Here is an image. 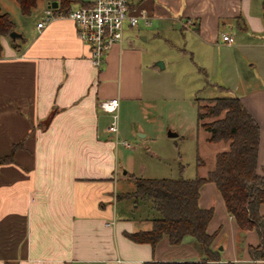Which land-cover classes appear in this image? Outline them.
<instances>
[{
	"label": "crops",
	"instance_id": "1",
	"mask_svg": "<svg viewBox=\"0 0 264 264\" xmlns=\"http://www.w3.org/2000/svg\"><path fill=\"white\" fill-rule=\"evenodd\" d=\"M131 2L149 25L180 32L181 58L200 71L202 87L239 98L259 126L256 172L264 176V0ZM51 4L37 1L32 10L39 6L40 15L23 31L0 8L21 35L1 38L0 158L11 160L0 164V264L199 262L191 239L173 247L163 238L152 248L127 237L149 231L153 216L149 203L143 212L126 196L133 185L120 183L138 177L126 138L142 128L119 123L146 106V79L158 74L157 58L142 44L150 26L126 29L97 69L74 23ZM111 98L118 99L116 133L108 132L111 115L99 106ZM219 143L217 153L227 150V142L212 144ZM198 204L213 209L207 230L216 233L220 263L264 264L248 252L257 233L239 231L212 183L201 187Z\"/></svg>",
	"mask_w": 264,
	"mask_h": 264
},
{
	"label": "trees",
	"instance_id": "2",
	"mask_svg": "<svg viewBox=\"0 0 264 264\" xmlns=\"http://www.w3.org/2000/svg\"><path fill=\"white\" fill-rule=\"evenodd\" d=\"M39 0H16L22 15H30ZM56 2L57 14H67L78 0H47ZM14 25L9 16L0 12L1 38L8 37ZM197 119H212L203 123L209 143L227 142L228 148L215 156L214 168L205 176L192 179H147L132 177L134 191L126 195L136 201H148L151 229L127 234L136 243H146L154 248L163 238L170 246H179L186 238L201 254L199 262H161L153 264H202L220 263L217 249L212 247L216 233L210 234L208 224L213 217L212 208L198 204L200 189L212 183L223 200L227 213L241 232L254 230L259 238L255 247H249L250 258L264 261V176L258 175L257 151L259 126L237 97H212L196 99ZM203 103V104H201ZM11 155L0 158V164L10 162ZM197 167L201 161L197 157ZM228 264V263H227Z\"/></svg>",
	"mask_w": 264,
	"mask_h": 264
},
{
	"label": "rangeland",
	"instance_id": "3",
	"mask_svg": "<svg viewBox=\"0 0 264 264\" xmlns=\"http://www.w3.org/2000/svg\"><path fill=\"white\" fill-rule=\"evenodd\" d=\"M38 7L30 15L24 16L15 0H0L1 11L9 12L16 31H23L35 24L40 15ZM149 26L142 44L149 54L157 58L154 64L161 62L163 68L158 67V74L146 79V106H141V110L132 109L130 119L125 116L124 120H119L121 124L142 128L126 138V143L130 145L128 149L133 173L147 179L206 176L214 168L215 154L222 144L207 141L208 132L202 124L212 119H197L196 99L220 97L221 94L218 90L202 87L200 71L198 73L197 67L186 56L181 58L180 50L186 47L178 30L161 28L154 21ZM139 133L147 135L141 137ZM168 133H175L176 136H169ZM197 157L202 162V168H197ZM260 169L264 171V167ZM120 183L124 188L134 187L133 182ZM137 202L139 209L144 212L148 201ZM195 249L200 261L201 254ZM226 251L232 253V249Z\"/></svg>",
	"mask_w": 264,
	"mask_h": 264
},
{
	"label": "built area",
	"instance_id": "4",
	"mask_svg": "<svg viewBox=\"0 0 264 264\" xmlns=\"http://www.w3.org/2000/svg\"><path fill=\"white\" fill-rule=\"evenodd\" d=\"M78 3L76 8L58 17L74 23L78 38L87 46L89 61L97 69L110 47L123 40L126 29H136L141 22L149 25L145 12L134 7L131 0H80ZM42 25L37 23L38 28ZM220 36L226 44L233 43L230 35L221 33ZM99 106L111 115L108 132L116 133L118 99L104 100Z\"/></svg>",
	"mask_w": 264,
	"mask_h": 264
},
{
	"label": "water",
	"instance_id": "5",
	"mask_svg": "<svg viewBox=\"0 0 264 264\" xmlns=\"http://www.w3.org/2000/svg\"><path fill=\"white\" fill-rule=\"evenodd\" d=\"M51 6H52L53 8H55V7H56V3L53 2V3L51 4ZM20 37H21V35L18 34V33H16L15 31H12V32L9 33V38H10L11 40H15L16 38H20ZM156 66H158L159 69H162V68H163V65H162L161 62L156 63ZM168 135H169V136H176L175 133H168Z\"/></svg>",
	"mask_w": 264,
	"mask_h": 264
}]
</instances>
